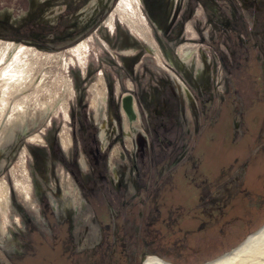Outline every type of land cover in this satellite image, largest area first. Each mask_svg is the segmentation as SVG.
I'll return each instance as SVG.
<instances>
[{"label": "rangeland", "instance_id": "1", "mask_svg": "<svg viewBox=\"0 0 264 264\" xmlns=\"http://www.w3.org/2000/svg\"><path fill=\"white\" fill-rule=\"evenodd\" d=\"M128 1L141 32L122 19ZM0 10L51 26L50 39L0 38L14 47L0 55V264H204L264 225V209L232 202L200 226L205 211L177 198L189 177L202 184L227 166L216 151L228 108L238 124L258 107L264 123V0H0ZM19 58L32 74L15 93L18 77L3 71Z\"/></svg>", "mask_w": 264, "mask_h": 264}, {"label": "flooded vegetation", "instance_id": "2", "mask_svg": "<svg viewBox=\"0 0 264 264\" xmlns=\"http://www.w3.org/2000/svg\"><path fill=\"white\" fill-rule=\"evenodd\" d=\"M29 1L32 2L33 0ZM46 3L47 1H43L41 4L45 6ZM4 15L5 12L0 10V38L24 42L31 39H50L51 26L45 21L43 27L41 24L35 23L31 10L24 14V18H26L24 22L9 23V21L4 20ZM257 103L260 104V102ZM226 104L230 105L228 102ZM123 108L128 112L129 117L134 115L133 119L136 118L131 94L123 98ZM243 112V114L241 112L242 116L238 124H235L231 119L232 113L229 108L224 116V141L216 152L219 151L218 154L223 158L225 164L227 163V166L218 170V175L212 176V158H216L217 154L213 155L212 151H209V159L211 160L208 165L211 168L205 181L199 184L194 181L193 177H189L186 184L190 191L177 193L179 196L177 198L182 200L178 202L179 204H190L192 211H205L206 221L200 226L207 222L210 225H216L215 223L222 221L229 208H232L234 204H231L232 202H236L233 208L247 207L255 213L264 209V123H260V108L244 109ZM237 127L241 128L238 133ZM103 132L105 133L103 130L101 136L105 140V134L102 135ZM209 147H212L211 142ZM233 170H235L236 176L232 177L229 182L222 184L220 181L223 174ZM171 199L174 198L169 197V200Z\"/></svg>", "mask_w": 264, "mask_h": 264}, {"label": "bare ground", "instance_id": "3", "mask_svg": "<svg viewBox=\"0 0 264 264\" xmlns=\"http://www.w3.org/2000/svg\"><path fill=\"white\" fill-rule=\"evenodd\" d=\"M130 13H133V10H132L131 2L128 1L127 11L121 13L122 19L126 21L130 26L136 27L141 32L142 31L141 28L137 27L136 18H135L136 15L135 14L131 15ZM13 48H14L13 45L0 43V55L1 54L5 55L6 53V55L9 56L11 51H13ZM1 58L2 57H0V59ZM12 72H14V74H16V77H18V80L17 81L15 80L16 82L12 81L13 83H15L13 85V89L15 93H20L22 90L28 87L27 84L31 79L32 73L30 72V65L27 61H25L22 58L15 59L11 63V66L7 69L5 68L3 71V73L6 74L7 76ZM21 73L23 74L22 78L19 77V74ZM29 108L30 105L28 104V102L25 103L22 109L16 108L15 110L16 121H14V125L19 126V124H21V122L26 119L27 117L26 115ZM1 118L2 116H0V119ZM5 133L7 135L6 137H12V135L14 134V128L11 127L7 129ZM0 190L2 192V195L0 197V203L4 208L7 200L6 185L4 183L0 184ZM143 264H172V263H169L157 256L151 255L144 260ZM204 264H264V225L261 228H259L256 232L249 235L243 242H241L238 246H236L232 251L218 257L217 259L206 262Z\"/></svg>", "mask_w": 264, "mask_h": 264}]
</instances>
